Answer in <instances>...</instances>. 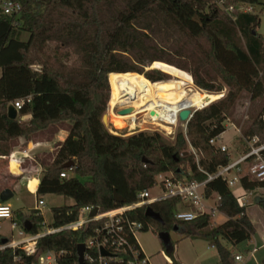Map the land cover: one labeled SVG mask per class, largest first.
Returning a JSON list of instances; mask_svg holds the SVG:
<instances>
[{"label":"trees","instance_id":"trees-1","mask_svg":"<svg viewBox=\"0 0 264 264\" xmlns=\"http://www.w3.org/2000/svg\"><path fill=\"white\" fill-rule=\"evenodd\" d=\"M4 1L0 0V7ZM13 1L21 4L18 13L7 15L0 10V156L10 155L14 139H28L53 125L69 123L67 136L40 177L36 196L63 195L73 203L52 207L50 224L36 208L15 212L17 225L24 228L26 221L30 223L27 232L71 223L84 206L107 211L133 203L138 192L155 186L160 173L198 181L216 173L229 163V156L210 139L226 130L223 123L242 92L260 102L243 136H257V144L264 143V38L257 31L258 15L236 9L239 4L255 7L260 0ZM22 32L28 34L26 40L20 39ZM166 68L174 74L188 73L196 87L215 93L189 88L178 99L180 81L172 82ZM137 79L144 83H135ZM225 87L227 92L219 98L217 92ZM28 96L17 117L10 119L8 106ZM108 103L110 107L130 105L138 112L159 107L157 114L163 120L173 119L179 108L210 104L195 110L186 131L168 143L157 131L112 132L102 121ZM27 115V120L21 119ZM124 119L114 112L106 114L107 122L122 127ZM261 156L264 159V149ZM70 160L73 166L64 168ZM11 171L19 172L15 163ZM64 172L69 173L67 177H61ZM240 183L247 191L264 187V182L244 174ZM6 186L0 180V191ZM114 190L124 203L114 200ZM205 194L220 197L217 211L225 216L213 227L209 213L198 214L192 221L175 220L177 199L171 198L150 205L162 222L146 216L144 208L130 216L145 224L143 231L149 225L160 232L176 227L182 236L200 235L215 247L221 264H232L228 245L249 240L255 233L246 213L248 205L238 204L221 177L206 183ZM254 203L264 213V197L256 196ZM91 227L44 235L32 255L1 248L0 264H36L47 251H62L56 264H78L77 245L90 236Z\"/></svg>","mask_w":264,"mask_h":264},{"label":"built area","instance_id":"built-area-1","mask_svg":"<svg viewBox=\"0 0 264 264\" xmlns=\"http://www.w3.org/2000/svg\"><path fill=\"white\" fill-rule=\"evenodd\" d=\"M0 10L3 14L7 15L18 13L21 10V4L13 0H5L2 3ZM229 10H234L233 6H230ZM237 10L243 13H255V7L247 4H239L237 6ZM29 100L30 96L24 98L23 100L17 99L13 101L12 105L18 111L23 102H28ZM158 108L159 107H157L156 110H153L155 112L154 115L150 114L151 110H147V121L151 124L160 126L164 123L170 129L167 132L171 133L172 128L180 121L178 117L179 111L183 108L190 107H182L176 110V113L171 120L161 119L160 115L157 114ZM190 109L194 112L200 108ZM135 113L136 110L132 114L124 116H132ZM235 128L240 133L241 127ZM220 135L210 139V143L219 148L221 151L227 152V147L225 145L217 144ZM244 138L246 139L249 147L247 153L240 156L239 159L234 162L229 161L227 165L220 167L216 173L207 174L206 179L203 181L176 178L172 173L169 175H167V173H160L155 177V186L138 192L136 200L133 203L120 205L107 211H100L99 207L93 205L84 206L80 208L77 220L58 228H49L46 226L36 233H29L24 228H21L17 232L18 238L9 239L6 244L0 245V249L4 247L21 249L25 252V254L32 255L36 252L37 240L40 237L65 229L76 231L92 224L91 234L83 243L85 246L83 253L84 263L151 264L150 257L145 254L137 240V233L139 231H143L145 224L141 221L133 219L130 216V212L139 208L145 209L155 202L171 198L177 199L173 208V218L179 222L192 221L198 216V214L209 213L211 210H217L220 197L215 195V204L210 206L207 204V201L211 200L212 196L207 197L205 194L206 183L215 177H221L224 179L230 189L238 184V190L231 191L240 206L247 205L246 203L248 197L253 194V191H247L242 187L240 177L243 174L240 175L238 173V165L250 159L252 162L248 167L249 171L244 175H247L250 179L264 182V159L261 156V151L264 149V143L257 144L259 141L257 136ZM67 176V173H61V177ZM155 188H157L158 191L153 194L152 191ZM43 205L44 200L42 198H38L36 209L40 211V207ZM95 208H97L96 213L91 215ZM0 218H12V210L9 206L0 204ZM16 226L17 224L12 221V228H16ZM148 227L149 225H147L146 229H148ZM257 248L258 247H253L250 250H246L248 251V254L252 256L257 251ZM102 250H104L106 254H103ZM61 253L62 251H47L39 257V262H42L43 260L50 262L53 260L56 263V257ZM232 256L234 262L244 260L242 254H234ZM167 261L171 262V259L168 257Z\"/></svg>","mask_w":264,"mask_h":264},{"label":"rangeland","instance_id":"rangeland-1","mask_svg":"<svg viewBox=\"0 0 264 264\" xmlns=\"http://www.w3.org/2000/svg\"><path fill=\"white\" fill-rule=\"evenodd\" d=\"M260 2L261 4L255 6V13L258 15L260 20V24L257 28V31L264 38V0H260ZM27 37L28 34L26 32H22L20 34V39L22 40H26ZM169 69L170 68H166L165 70L170 72L169 74L171 76V81L172 82L180 81V84L178 85V87L180 88V92L179 94H177L180 96L178 97V99L186 96L188 93L187 90L189 88L198 90L200 92L215 93V92H208L206 90L199 89L198 87H196L192 81V78L189 76L188 73L177 71L178 74H174ZM134 82L144 83L143 79H137ZM226 92H227V88L225 87L221 92H217V93H221V95L223 96ZM167 95L169 94L167 93ZM169 96L174 97L171 95ZM115 98H116V91H115ZM115 98L113 99V101L115 100ZM218 99L219 98L215 100ZM113 101L111 102V104L113 103ZM110 105L108 103L107 110L105 112V114L107 115L110 112H114L115 114H118L117 112L121 108L130 106L120 103H117L114 107H110ZM205 106L207 105H204V107ZM259 106H260V102L258 99L255 101H251L249 93L242 92L240 94V97L236 100L233 109L230 111L228 117L224 121L223 124L226 130L222 133V135H220L217 144L225 145L227 147L226 153L229 156L230 162H234L238 160L240 156L247 153L249 147L246 139L243 136V130L250 125L253 115H255L259 110ZM138 111H136V113L133 114L132 116H124L125 117L124 127L120 126V124L116 122L111 121V122H107V128L114 133H119L124 135L132 134L138 131H147V132L157 131L163 136V138L168 143H173V141L175 140V136L178 132L181 131L185 132V124H186L185 122L179 121L176 124V126L172 128V132L169 133L167 131H169L170 129L169 128L166 129L164 127L166 126L164 123L161 124L164 126H160L156 124H151L147 121V110L140 112ZM21 119L24 120L23 117ZM66 124L69 123L66 122ZM54 126L55 125L51 126L48 130H50ZM235 127L237 128L241 127L240 133L237 131ZM45 135L48 138L51 136V133L50 132L45 133L44 136ZM32 136H30V138ZM30 138L28 139L23 138L24 141L22 143H18L17 140L19 138L14 139L11 142V151L17 145L19 148L26 147L28 145V140ZM188 151L194 152V149L188 147ZM51 153L52 152L45 153L46 155H44V157L48 156ZM40 157L44 158L43 155H41ZM196 159H198V156H196ZM251 162L252 161L249 159L245 162L240 163L238 165L239 168L238 173L242 175L248 172L249 171L248 167L250 166ZM6 164H7L6 161H0V180H5L4 178H6L7 176L9 177L10 175L16 174L10 170L8 171ZM169 174L171 173L168 172L167 175ZM79 178L81 180H84L82 177ZM35 184H36V179H31L28 186L24 182L20 186V189L16 190L14 195L5 201L11 207V210L13 212L12 213L13 217L11 219H7V218L0 219V236L6 237L8 239L18 238L17 232L22 227L20 224H18L16 228L15 227L12 228L13 218H16L15 212L23 211L25 213H28L30 212V210L35 209L37 207L38 198H42L44 200V205L40 207V211L43 214L44 220L47 224H50L52 222V214H51L52 207L64 206L73 203V200L71 198L65 197L63 195L45 194L43 196L39 195L37 197L35 191L30 190L35 187ZM238 186H239L238 184L235 185L234 187L231 188V190L237 191ZM157 191H158L157 188H155L152 191V193L154 194ZM258 195L264 197V188L260 189L259 191H256V195L255 193L250 195L246 203L248 205L247 213L250 219L253 221L256 231L249 240L243 241L235 246H232L230 244L228 245V249L230 250L231 255L242 254L244 257V260L240 262L232 261V264H262V258L264 256V214L260 209V207L256 203H254L255 201L254 198ZM214 200H215V196L214 197L212 196V199L208 200L207 204L213 206L215 204ZM209 214H210V227L216 226L217 224H220L225 220V216L217 210H211ZM159 233L160 231H157L153 226H149L146 231H139L137 233V240L140 246L142 247L143 251L145 252V254L150 257L151 264H221L215 247H211L208 241H206L200 235L196 234L192 236H182L179 232L170 230L169 236L171 243L165 245L160 240ZM253 247H258V248L257 251L253 254V256H250L246 249L248 248L250 250ZM165 257H169L171 259V262H168ZM36 264H56V263L53 260L50 262L47 260H43L42 262H38Z\"/></svg>","mask_w":264,"mask_h":264},{"label":"crops","instance_id":"crops-1","mask_svg":"<svg viewBox=\"0 0 264 264\" xmlns=\"http://www.w3.org/2000/svg\"><path fill=\"white\" fill-rule=\"evenodd\" d=\"M0 74H1V70H0ZM28 118H29V115L23 117L24 120H27ZM68 128H69V124H66V123L55 125L50 130L47 129L45 131L34 134L28 140V145L26 147L19 148L17 145L15 148L12 149L9 156H4V157L0 156V161H6L7 163L6 167L8 168V171L9 170L11 171L12 163H15L19 171L18 173L10 175L9 177L7 176L8 175L7 174L6 175L7 177L5 178V181L7 182L6 188H10L12 190V196L14 195L16 190L20 189V186L24 182L28 186L31 179H36V184L33 189H30L29 187L28 188L31 191H35V194H36V190H37V187L40 181V177L45 172L47 165L51 162L57 145L61 141H63L65 137L67 136ZM49 132L51 133L50 137L47 138L46 135L44 136L45 133H49ZM17 141L18 143H22L24 140L23 138H19ZM49 152H52V153L44 157V155H46L45 153H49ZM41 155H43L44 158H41L40 157ZM260 189L261 188L254 190L253 194L255 193L256 195V191H259ZM212 196L214 197L215 194ZM0 204H5L9 206V204L6 203L5 201H0ZM246 213H247V208H246ZM251 222L253 223L252 220ZM165 258L167 259L168 257H165Z\"/></svg>","mask_w":264,"mask_h":264},{"label":"water","instance_id":"water-1","mask_svg":"<svg viewBox=\"0 0 264 264\" xmlns=\"http://www.w3.org/2000/svg\"><path fill=\"white\" fill-rule=\"evenodd\" d=\"M148 69H156V68H148ZM220 97H222V95ZM210 103H208V104H210ZM208 104H206V105H208ZM134 111L135 110H134V108L132 106H126V107L121 108L117 113L120 116H124V115H130ZM150 114L151 115H154L155 112L153 110H151L150 111ZM192 114H193L192 109H190V108H183V109H181L179 111L178 117H179V120L181 122L187 123L188 120L190 119V117L192 116ZM7 115H8V117L10 119H15L17 117V110L14 108L13 105L8 106ZM102 121L107 126L106 114H104L102 116ZM73 164H74V161L73 160H70V161L66 162L63 165V167L64 168H70V167L73 166ZM11 196H12V190L10 188H4L3 190L0 191V201H6ZM113 196H114V200L116 202H118V203H124V198L121 195H119L116 192V190H114V195ZM96 209L97 208H95L92 211L91 215H94L96 213ZM145 215L148 216V217H150V218H152V219H154V220H156V221H158V222H162V219L159 216V214L156 213V212H154L153 209L150 206H148V207L145 208ZM24 228H25V230H29L30 229V223L26 221L25 224H24ZM173 230L174 231H177V228L175 227ZM159 238L162 241V243L165 244V245L170 243L169 232H166V231L160 232L159 233ZM7 242H8V239L6 237H4L2 239V243L3 244H6ZM76 250H77L78 264H84V257H83V253H84V250H85L84 244H78ZM102 253L103 254H106V252L104 250H102Z\"/></svg>","mask_w":264,"mask_h":264},{"label":"bare ground","instance_id":"bare-ground-1","mask_svg":"<svg viewBox=\"0 0 264 264\" xmlns=\"http://www.w3.org/2000/svg\"><path fill=\"white\" fill-rule=\"evenodd\" d=\"M158 91H165V92H167L165 89H158Z\"/></svg>","mask_w":264,"mask_h":264}]
</instances>
